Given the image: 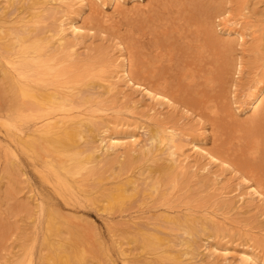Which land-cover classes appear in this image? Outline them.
I'll return each mask as SVG.
<instances>
[{"label": "bare ground", "instance_id": "6f19581e", "mask_svg": "<svg viewBox=\"0 0 264 264\" xmlns=\"http://www.w3.org/2000/svg\"><path fill=\"white\" fill-rule=\"evenodd\" d=\"M179 1L0 0V184L33 206L0 264H264V200L229 175L260 189L264 16Z\"/></svg>", "mask_w": 264, "mask_h": 264}, {"label": "rangeland", "instance_id": "374dc122", "mask_svg": "<svg viewBox=\"0 0 264 264\" xmlns=\"http://www.w3.org/2000/svg\"><path fill=\"white\" fill-rule=\"evenodd\" d=\"M190 1L198 7V5L200 3L202 5L207 4V3H213L214 0H190ZM218 1H221V0H218ZM239 1H240V3H242V1H244V0H239ZM184 2L188 3L187 0H180L179 2H174L172 7L174 8L176 5H178V6L183 5ZM125 3L127 5L130 4V2H125ZM248 5H249V8H250V10L253 13V16L255 18H259L261 16H264V0H248ZM235 6H237V5H235ZM128 8H129V6H128ZM89 13L90 12L87 11L86 15L87 14L89 15ZM93 21L94 20H92V21L88 20L87 22L89 24H91V26L93 25L94 27H96V30L105 29L107 32H112L110 29L103 28L97 24H94ZM129 24H130V22H129ZM125 26H126L125 20H122L120 30L123 31ZM111 34L112 33H109V35H111ZM97 40H99L98 42L101 41L100 39H97ZM249 58L251 59V64L249 67H256L257 63L255 62L254 57L249 56ZM137 95L138 94L134 93V97L138 98ZM138 96L140 97V95H138ZM140 99L142 100V102L144 101L142 103V105L145 108L146 107L145 100L142 97ZM2 106H3V104H1L0 107L2 108ZM141 109H143V108L141 107ZM179 112H181V111H179ZM181 113H176V114L178 115ZM125 121H127L128 124H131V125L135 122V121H133V119H131L129 117H126ZM192 125L193 126L196 125L194 123V120H192ZM127 129H129V128H127ZM120 130H122V129L120 128ZM203 136L206 139L205 143L208 146L211 145L210 144L211 143L210 133L209 132L205 133V134H203ZM21 158H22V160H25L24 156H21ZM24 164L26 165L24 167V171L30 177L28 179L29 185L32 188L38 190L37 192L36 191L35 192L36 193L44 192L45 194L49 193L48 192V190H49L48 184L42 182L39 179V176L35 173V170H34V168H32L31 163L25 162ZM5 180L6 179H4V181ZM230 181H231L230 182V188H235L236 187L235 183L237 182V180L231 179ZM1 185L2 184H0V257L7 250L11 251V252H18V253L20 252L18 250V248H19L20 242L22 241V240H20L22 234H24V233L30 234V229H31L30 226H32V224L29 225V222L31 223L30 213H31V209H33L32 204L29 203L30 200H28L26 198L25 192H26L27 188L25 186V183L13 184L12 187L9 188L10 190L6 189L4 187V184H3V186H1ZM231 197H233V195ZM251 202L253 203V200ZM23 204L26 205V207L23 206ZM136 205L138 206L137 202H136ZM80 210H82V209H80ZM253 211H254L253 206H249V215L253 214ZM86 212H87V214H89L91 217H93L95 219L96 225L98 226L102 235H104V237L107 238L108 233L106 231L107 230L106 226L104 225V218L106 216H103L104 214L101 215L100 213L95 212V210H91V209H87ZM260 225L263 226V222H261ZM226 234H228V235L224 236L225 237L224 239L226 240L227 238H229L230 239L229 241H232V242H229L228 244H232L233 246H236L235 244L241 240H243L244 242L246 241L245 239H243L246 235L240 234V231H237V229H233V230L228 229V232ZM233 238H235V239H233ZM260 239H261V237L253 236V239L251 240V242L252 243L256 242V244L258 242H260V243H258V245L262 246V244H264V242H263V239H261L262 241ZM261 248H264V247H261ZM114 255L116 256L115 259H116L117 263L121 264L118 256L116 254H114ZM32 261L33 262L36 261L35 250H34V254L32 255ZM222 263H225V262H222Z\"/></svg>", "mask_w": 264, "mask_h": 264}, {"label": "snow or ice", "instance_id": "6c2138e0", "mask_svg": "<svg viewBox=\"0 0 264 264\" xmlns=\"http://www.w3.org/2000/svg\"><path fill=\"white\" fill-rule=\"evenodd\" d=\"M229 15H231V13H229ZM240 42L243 43V37L240 38ZM5 55H7V53ZM8 67L11 68L12 65L9 64ZM137 87H139V85H137ZM148 95L152 96L156 100H163L164 99L163 96H155L154 93L151 91L148 92ZM257 107L258 108H264V99H262L260 101V104L257 105ZM261 148H262V150H264V145H261ZM216 163L219 164L220 162L216 161ZM224 167L228 168L229 166L227 164H225ZM229 175L234 176L236 180H240L243 185L247 186L250 194L254 193L255 195L260 196L261 200H264V174H262V176H261L259 191H257L256 187H254V185L256 183L255 180H253L251 177H245L244 174H242L241 172H238L235 168H233L231 170Z\"/></svg>", "mask_w": 264, "mask_h": 264}]
</instances>
